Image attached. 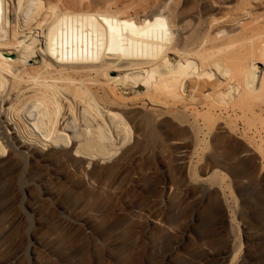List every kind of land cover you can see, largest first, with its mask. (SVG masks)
<instances>
[{
  "label": "rangeland",
  "instance_id": "374dc122",
  "mask_svg": "<svg viewBox=\"0 0 264 264\" xmlns=\"http://www.w3.org/2000/svg\"><path fill=\"white\" fill-rule=\"evenodd\" d=\"M95 1L100 8L108 0ZM238 1L136 0L146 12L165 3L167 16L182 13L191 37L211 17L237 10ZM20 15L22 22L26 13ZM39 42L36 51L45 47ZM257 67L260 77L264 66ZM9 85L0 89V264H264V116L254 121L262 138L239 117L236 134L214 129L191 155V132L165 127L153 106L142 113L143 124L125 116L113 123L103 111L113 141L102 119L85 124V103L73 100L76 109L62 111L54 138L69 137L75 148L52 149L44 141L46 122L39 116L36 128L28 108H19L32 90L18 101L21 84ZM137 86L120 91H146ZM66 122L71 128H60ZM165 130L188 141L178 145ZM10 131L30 139L45 160L20 149ZM76 150L82 157H74Z\"/></svg>",
  "mask_w": 264,
  "mask_h": 264
},
{
  "label": "bare ground",
  "instance_id": "6f19581e",
  "mask_svg": "<svg viewBox=\"0 0 264 264\" xmlns=\"http://www.w3.org/2000/svg\"><path fill=\"white\" fill-rule=\"evenodd\" d=\"M35 2L0 0V89L21 84L15 88L23 92L18 101L26 97L25 90H32L18 107L28 108L36 128L39 116L46 122L44 141L52 149L75 148L69 137L54 138L62 111H75L73 100L84 101L85 124L89 121L86 125L90 126L91 118L96 122L102 119L113 141L103 111L112 115L113 123L117 117H126L143 124L142 113L148 105L165 127L175 125L191 132V155L197 154V147L214 129L220 134H236L239 117L249 126L253 122V130L260 135L263 127L259 131L256 123L264 116V70L257 77L256 69L264 66V0H239L240 7L235 5L239 9L231 12V8V13L220 19L211 17L198 37L188 34L182 13L165 14V3L146 12L136 0H108L100 8L95 0ZM21 11L26 13L22 22ZM41 38L45 47L36 51ZM30 41L33 43L28 44ZM4 55H19L20 59L5 60ZM39 58L34 65L28 64ZM172 58L177 62L171 66ZM5 75L13 83L7 80L4 84ZM143 84L146 91L132 96L120 91H132ZM65 101H69L66 107ZM60 128L71 126L67 123ZM169 133L166 131L168 139L178 145L188 141L171 139ZM10 134L20 149L45 160V154L28 144L30 139L23 137L26 143L16 133ZM102 139L100 136L94 146ZM126 141L123 137L122 145ZM80 154L76 150L74 157H82Z\"/></svg>",
  "mask_w": 264,
  "mask_h": 264
}]
</instances>
